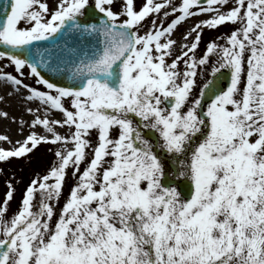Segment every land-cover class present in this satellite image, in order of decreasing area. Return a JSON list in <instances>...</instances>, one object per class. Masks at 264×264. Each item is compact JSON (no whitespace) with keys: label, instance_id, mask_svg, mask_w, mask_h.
<instances>
[{"label":"snow or ice","instance_id":"6c2138e0","mask_svg":"<svg viewBox=\"0 0 264 264\" xmlns=\"http://www.w3.org/2000/svg\"><path fill=\"white\" fill-rule=\"evenodd\" d=\"M0 85V264H264V0H0Z\"/></svg>","mask_w":264,"mask_h":264},{"label":"rangeland","instance_id":"374dc122","mask_svg":"<svg viewBox=\"0 0 264 264\" xmlns=\"http://www.w3.org/2000/svg\"><path fill=\"white\" fill-rule=\"evenodd\" d=\"M137 2H139V0H137ZM117 7H119L118 4H117ZM171 18L172 17H169V20ZM198 18H201V16L193 17L187 20V22L190 23V22L196 21ZM185 24L186 22L182 23L178 27V29L175 31L176 35L181 34L184 31L185 26H186ZM227 27L231 28L232 25H228ZM224 31H225V28L223 27L219 28L217 31L205 29L203 33V40L200 45L201 49H203L204 47V41H207L209 38L219 35L220 33H223ZM189 39H191V37ZM8 71H12V69L9 68ZM25 72L27 73V69H25ZM25 82L30 83V84L35 83V81L32 79H26ZM1 90H5V94L8 92H12V88L7 85H3ZM8 97L12 99H19L20 102L23 98V96L20 93H13L11 96H8ZM15 107L17 108L16 103H15ZM20 110L21 109H18V112H20ZM29 119H31L30 116H29ZM0 127H3V130L5 129L4 127L9 128V126H0ZM3 130H1L2 131L1 134L5 133V131ZM18 131H19V128H18ZM27 131L28 129H25L24 133H21L19 131L20 137L18 136V133L15 129L14 131L11 130L9 133L10 134L13 133L15 136H18L19 138H23L24 134H26ZM61 131H63V129ZM49 147H51V145H41L38 149L33 151L30 157H25L23 159H12L7 163H0V169L3 170V171H0V200H2L6 192V181L11 179L16 189L14 198L10 202V207H9L10 214L17 209L18 202L21 199V193L24 187L30 181V179L36 173L43 174L48 168L50 161L53 159L52 153L46 150ZM71 183H73V180L69 178L65 185V193L68 191V186Z\"/></svg>","mask_w":264,"mask_h":264},{"label":"bare ground","instance_id":"6f19581e","mask_svg":"<svg viewBox=\"0 0 264 264\" xmlns=\"http://www.w3.org/2000/svg\"><path fill=\"white\" fill-rule=\"evenodd\" d=\"M202 18L203 17L198 18L197 20H200ZM194 22L195 21L190 22V23L186 22V24H185L186 26H185L184 31L187 30L188 27L191 24H193ZM183 32L181 34H177V35L174 33V36L177 38L178 42H179V39L182 36ZM2 87H3V85H0V96H4V101L0 102V109L6 110L8 112V114H9V118L8 119L0 118V126H9V128L8 127H4L5 129L3 130V127H0V135L6 134V135L9 136L11 141L15 142L17 140H21L22 139V138H19L20 137V133L18 131L19 127H18V122H17L19 120V118L23 117L26 120H30L29 119V115L24 111V108H25V105H26L27 102L23 98H22L21 102L19 101V99L9 98L5 94V90H1ZM15 103L17 105V108L15 107ZM18 109H21L20 112H18ZM53 115L59 116V113H53ZM13 116H15L17 118L16 121H13L11 119V117H13ZM14 129L17 131L19 137L15 136L13 133L12 134L9 133L11 130L14 131ZM25 129H27V127H25ZM1 130L5 131V133L1 134L2 133ZM0 146L8 148V147H11L12 145L8 144V143H2V144H0Z\"/></svg>","mask_w":264,"mask_h":264},{"label":"water","instance_id":"95a60500","mask_svg":"<svg viewBox=\"0 0 264 264\" xmlns=\"http://www.w3.org/2000/svg\"><path fill=\"white\" fill-rule=\"evenodd\" d=\"M42 74H44L46 77H49V78L55 77L56 79H62L63 81L68 82L67 76L60 77L58 73H52L48 69H42Z\"/></svg>","mask_w":264,"mask_h":264}]
</instances>
